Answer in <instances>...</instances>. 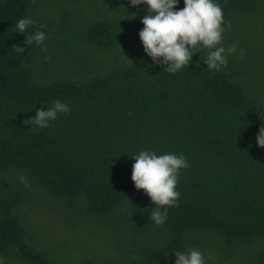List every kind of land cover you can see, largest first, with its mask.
<instances>
[{"label": "trees", "instance_id": "1", "mask_svg": "<svg viewBox=\"0 0 264 264\" xmlns=\"http://www.w3.org/2000/svg\"><path fill=\"white\" fill-rule=\"evenodd\" d=\"M217 2L221 43L237 52L218 72L198 52L173 74L143 52L146 5L0 0L3 264H174L172 252L188 248L207 264H264V148L255 142L264 124V0ZM25 16L34 24L18 33ZM41 25L46 50L24 43ZM55 100L70 110L47 128L24 123ZM142 149L189 164L160 225L131 180ZM37 213L63 226L40 225Z\"/></svg>", "mask_w": 264, "mask_h": 264}, {"label": "clouds", "instance_id": "2", "mask_svg": "<svg viewBox=\"0 0 264 264\" xmlns=\"http://www.w3.org/2000/svg\"><path fill=\"white\" fill-rule=\"evenodd\" d=\"M134 7L147 6V15L141 18L143 27L138 36L143 52L153 64L163 65L169 73H176L189 65L192 56L203 54L200 60L210 71L218 72L228 64V57L237 52V45L227 49L222 45L225 31L224 14L217 0H183L184 7L178 8L180 0H129ZM135 14V13H134ZM136 15V14H135ZM132 16L133 18L135 17ZM34 24L30 16L15 22L18 33L24 34ZM41 25L34 33L25 36L24 43L46 46L47 33ZM23 43V44H24ZM17 52L23 53V45H15ZM243 50L241 49V54ZM69 105L55 100L46 110H35V116L24 121L38 128H47L59 113L68 112ZM261 119V117H260ZM264 121V119H261ZM258 147L264 148V124L255 135ZM131 180L138 190H143L155 205L149 218L160 225L168 218V208L177 205L181 193L177 190L181 169L189 166L183 154H157L152 150H140L133 154ZM174 264H207L205 254L197 248L174 251ZM0 264L3 261L0 260Z\"/></svg>", "mask_w": 264, "mask_h": 264}, {"label": "rangeland", "instance_id": "3", "mask_svg": "<svg viewBox=\"0 0 264 264\" xmlns=\"http://www.w3.org/2000/svg\"><path fill=\"white\" fill-rule=\"evenodd\" d=\"M246 34L244 36V44L251 45L253 40H254V36H253V34H251V32H249L247 35ZM36 215L38 216V217H36V219H37V221H38V223L40 225H46L48 227H51L52 229H56V228H59V227L63 226L62 224H61V226H58L59 225V223H58L59 222V217L58 216L53 218V219H50V217L45 216V214L43 215L41 213H37Z\"/></svg>", "mask_w": 264, "mask_h": 264}]
</instances>
